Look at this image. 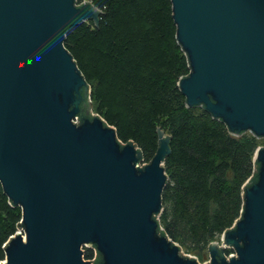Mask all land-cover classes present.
I'll return each instance as SVG.
<instances>
[{
    "label": "water",
    "instance_id": "1",
    "mask_svg": "<svg viewBox=\"0 0 264 264\" xmlns=\"http://www.w3.org/2000/svg\"><path fill=\"white\" fill-rule=\"evenodd\" d=\"M191 73L178 86L232 135L264 139V0H172ZM90 0H0V185L22 224L0 264H200L159 232L170 138L147 164L81 108L87 82L66 33L100 23ZM245 210L206 264H264V146ZM96 249L102 262L85 260Z\"/></svg>",
    "mask_w": 264,
    "mask_h": 264
},
{
    "label": "trees",
    "instance_id": "2",
    "mask_svg": "<svg viewBox=\"0 0 264 264\" xmlns=\"http://www.w3.org/2000/svg\"><path fill=\"white\" fill-rule=\"evenodd\" d=\"M90 1L101 11L99 25L74 26L65 40L88 85L79 119L98 114L147 164L159 149L158 130L170 138L159 232L199 258L242 218L261 139L232 135L204 107L187 106L178 83L190 75V61L178 42L172 0ZM22 216L0 185V262Z\"/></svg>",
    "mask_w": 264,
    "mask_h": 264
},
{
    "label": "built area",
    "instance_id": "3",
    "mask_svg": "<svg viewBox=\"0 0 264 264\" xmlns=\"http://www.w3.org/2000/svg\"><path fill=\"white\" fill-rule=\"evenodd\" d=\"M18 232H19V230H18ZM219 243H220V246H223V247L226 248L225 255H226V257H227L228 259H229L231 256H234V255L236 254L235 251L233 250V248L225 246L220 240H219ZM89 250H92V251H93L94 257H93L92 259H86V258H85V260H86V261H90V262H94L95 259H96V257H97V250H96V249H88V248H85V249H84V253L86 254V252L89 251ZM227 251H229V253H226ZM182 253H183L184 255H187V256H190V257L197 258L196 256H191V255L185 254V253L183 252V249H182ZM197 260H198V258H197ZM198 262H199V261H198ZM209 262H210V258H209V260L206 261L204 264L209 263ZM199 263H200V262H199ZM200 264H201V263H200Z\"/></svg>",
    "mask_w": 264,
    "mask_h": 264
},
{
    "label": "rangeland",
    "instance_id": "4",
    "mask_svg": "<svg viewBox=\"0 0 264 264\" xmlns=\"http://www.w3.org/2000/svg\"><path fill=\"white\" fill-rule=\"evenodd\" d=\"M264 139H261V143H260V147L264 146ZM145 163V162H144ZM183 252L185 254H188V255H191V256H196L194 253H188L186 250L183 249ZM197 257V256H196ZM198 258V257H197ZM210 258V254H209V251L204 253L203 255H201V257L198 258V261L201 263V264H204L206 261H208Z\"/></svg>",
    "mask_w": 264,
    "mask_h": 264
}]
</instances>
